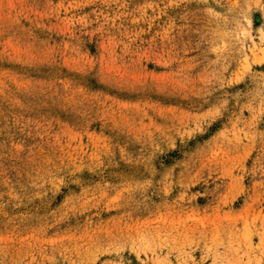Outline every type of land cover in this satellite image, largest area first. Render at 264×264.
<instances>
[{
	"label": "rangeland",
	"instance_id": "374dc122",
	"mask_svg": "<svg viewBox=\"0 0 264 264\" xmlns=\"http://www.w3.org/2000/svg\"><path fill=\"white\" fill-rule=\"evenodd\" d=\"M0 264H264V0H0Z\"/></svg>",
	"mask_w": 264,
	"mask_h": 264
}]
</instances>
